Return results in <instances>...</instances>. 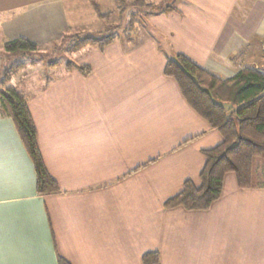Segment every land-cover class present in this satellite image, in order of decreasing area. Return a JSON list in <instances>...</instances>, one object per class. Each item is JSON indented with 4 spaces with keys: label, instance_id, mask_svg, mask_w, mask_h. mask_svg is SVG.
<instances>
[{
    "label": "crops",
    "instance_id": "0c3cea01",
    "mask_svg": "<svg viewBox=\"0 0 264 264\" xmlns=\"http://www.w3.org/2000/svg\"><path fill=\"white\" fill-rule=\"evenodd\" d=\"M170 1L174 10L91 45L74 63L88 71L16 88L59 191L36 193L30 155L0 115V264H143L147 252L160 264H264V188L227 174L208 209L164 206L198 184L202 151L222 141L164 74L166 60L182 54L224 78L256 60L264 71V0ZM85 14H95L89 0H0V74L5 41H57Z\"/></svg>",
    "mask_w": 264,
    "mask_h": 264
},
{
    "label": "trees",
    "instance_id": "16d2710c",
    "mask_svg": "<svg viewBox=\"0 0 264 264\" xmlns=\"http://www.w3.org/2000/svg\"><path fill=\"white\" fill-rule=\"evenodd\" d=\"M116 2L119 15L128 10L129 34L144 15H157L174 10L169 5L152 3L151 0H111ZM100 20H108L111 12H102L96 0H89ZM97 36L77 34L62 37L66 52H75L87 45L102 49L113 35ZM38 45L26 38H16L3 43L5 54L33 53ZM240 56V55H239ZM10 57V58H11ZM13 59L0 74V85L10 81L12 75L25 66ZM69 69L88 71L87 68L66 65ZM164 74L172 78L190 107L216 129L222 141L219 145L203 150L204 165L198 176V184L187 180L182 189L164 202L166 208L182 207L189 211L208 209L222 193L224 178L234 175L238 188H264V71L254 68L239 69L233 76L224 78L196 65L182 54L168 58ZM0 115L10 117L18 135L34 165L39 195L59 191L56 181L47 172L37 142L25 95L14 88L0 90ZM143 264H160L157 252L144 253ZM58 264H69L63 259Z\"/></svg>",
    "mask_w": 264,
    "mask_h": 264
},
{
    "label": "rangeland",
    "instance_id": "374dc122",
    "mask_svg": "<svg viewBox=\"0 0 264 264\" xmlns=\"http://www.w3.org/2000/svg\"><path fill=\"white\" fill-rule=\"evenodd\" d=\"M96 1L102 12H111V17L108 20H100L95 14H89V17L85 14L83 23L79 25L80 28L76 31L70 30L62 37L68 38L77 34L97 36V33H100V35H113L115 39H121L126 35V28L128 25L127 20L130 18L129 12L132 11L128 10L123 15H119V10L117 8L118 4L116 2L111 0ZM164 1L166 2H163V5L171 3L170 0ZM151 2L157 4L159 0H151ZM69 15L71 16V14ZM147 20V15L137 18V22H141V24L144 25L147 24ZM65 47L66 43L61 38L57 41L38 45L37 50L33 53L18 54L15 58L11 57L10 59H7V65L13 59L25 63V68L23 70L17 71L12 75L8 87L16 89L27 83L38 81V79L42 78L43 74L46 75L47 71H65L66 65L80 61L83 53L89 49L91 45L74 53L66 52ZM254 62L250 63L249 67H254L255 65L260 67L261 61L256 60Z\"/></svg>",
    "mask_w": 264,
    "mask_h": 264
}]
</instances>
